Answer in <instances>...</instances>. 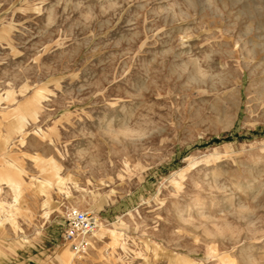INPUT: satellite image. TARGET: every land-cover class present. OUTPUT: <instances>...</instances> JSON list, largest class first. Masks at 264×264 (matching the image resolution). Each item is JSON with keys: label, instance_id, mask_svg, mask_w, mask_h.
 <instances>
[{"label": "rangeland", "instance_id": "obj_1", "mask_svg": "<svg viewBox=\"0 0 264 264\" xmlns=\"http://www.w3.org/2000/svg\"><path fill=\"white\" fill-rule=\"evenodd\" d=\"M8 175L0 264H264V0H0Z\"/></svg>", "mask_w": 264, "mask_h": 264}, {"label": "built area", "instance_id": "obj_2", "mask_svg": "<svg viewBox=\"0 0 264 264\" xmlns=\"http://www.w3.org/2000/svg\"><path fill=\"white\" fill-rule=\"evenodd\" d=\"M68 225L65 230L66 239L74 242V247L79 250L82 246V239L97 230L99 218L87 210L72 208L67 216Z\"/></svg>", "mask_w": 264, "mask_h": 264}, {"label": "crops", "instance_id": "obj_3", "mask_svg": "<svg viewBox=\"0 0 264 264\" xmlns=\"http://www.w3.org/2000/svg\"><path fill=\"white\" fill-rule=\"evenodd\" d=\"M20 131H22V128L20 129ZM14 167H15V164L10 163V172H12L15 169ZM21 171H23V170H21ZM0 180H4V181L9 182L11 184H16V182H13V179L10 175L4 176V177L2 176L0 178ZM40 184H41L42 189L47 187L46 181H41Z\"/></svg>", "mask_w": 264, "mask_h": 264}, {"label": "bare ground", "instance_id": "obj_4", "mask_svg": "<svg viewBox=\"0 0 264 264\" xmlns=\"http://www.w3.org/2000/svg\"><path fill=\"white\" fill-rule=\"evenodd\" d=\"M197 78V77H196ZM56 169H58L57 167H56ZM183 170H181V172H180V174H183ZM177 173H179V172H177ZM183 176V175H182ZM181 179V178H180ZM58 180V179H57ZM49 183V182H48ZM202 214V213H201ZM112 238H113V241H115L116 242V240L118 239V237H117V235L115 234V233H113L112 234ZM76 251V250H75ZM109 254V253H108ZM73 256H74V253H73ZM70 259H72V257L70 258ZM73 261H74V259H72ZM68 263V262H67Z\"/></svg>", "mask_w": 264, "mask_h": 264}]
</instances>
